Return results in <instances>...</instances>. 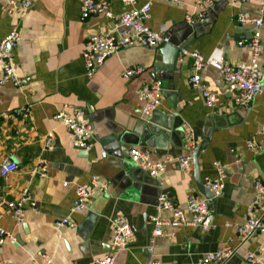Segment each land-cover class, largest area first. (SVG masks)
<instances>
[{
  "label": "crops",
  "instance_id": "1",
  "mask_svg": "<svg viewBox=\"0 0 264 264\" xmlns=\"http://www.w3.org/2000/svg\"><path fill=\"white\" fill-rule=\"evenodd\" d=\"M107 1L114 13L122 10L119 0ZM146 1H151L147 25L165 31L173 47L185 43V48L175 56L170 51L158 55L162 46L125 47L88 77L83 44L90 34L110 29L111 19L100 14L82 19L80 0H35L26 10L20 9L17 0H0V37L13 24L19 27L21 39L12 52L15 75L22 80L17 84L9 79L0 85V163L17 164L7 178L0 175V227L15 238L0 243V264H27L32 259L47 264L39 253L55 264H91L95 257L112 251L111 219L117 215L128 219L133 237L126 249L116 253L114 264H144L149 259L159 264H202L206 253L224 246L237 250L223 264H241L249 252L264 251V232L240 246L237 232L255 194V181L264 182V140H259L262 146L255 152L245 144L257 136L264 121V21L262 90L247 104H233L224 90L222 70L208 66L201 72L202 83L218 94L215 108H208L200 89L190 85L193 67L188 54L197 51L226 63L249 60V48L237 43L250 38L252 28L239 26L236 15H258V3L214 0L204 19L189 25L185 16L196 0H179L182 4L137 0V5ZM11 3L13 10L8 12ZM172 63V70L165 67ZM134 65H143L146 71L124 79L122 70ZM26 77L30 79L24 82ZM154 80L162 83V100L145 116L138 89ZM64 104L84 108L92 121L94 134L88 150L75 148L71 133L54 119ZM23 106L29 108L27 117L16 114ZM141 122L152 127L149 135L142 137L141 128L136 130ZM185 123L191 126L197 144L210 132L198 155V174L202 183L213 179L217 176L214 163L222 164L226 169L222 192L209 205L213 217L206 231L167 226L171 237L152 238L150 218L157 214L162 219L173 217L172 209L158 212L160 195L166 194L172 207H184L190 193L203 194L194 167L188 174L173 161L159 178H153L130 160L129 149L137 146L148 151L153 160L184 154ZM48 133L53 134L52 149L44 146ZM39 163L45 164V171L30 172ZM92 175L106 182L107 190L97 191L74 214L76 226L55 227L56 219L69 214L74 184L87 182ZM24 188L36 206L24 203L17 222L8 204Z\"/></svg>",
  "mask_w": 264,
  "mask_h": 264
},
{
  "label": "built area",
  "instance_id": "2",
  "mask_svg": "<svg viewBox=\"0 0 264 264\" xmlns=\"http://www.w3.org/2000/svg\"><path fill=\"white\" fill-rule=\"evenodd\" d=\"M21 10H26L35 0H17ZM178 4H182L179 0H173ZM230 2L247 3L255 1L258 3V15H248L239 12L236 15V21L239 26L247 25L252 28L250 38H243L238 41L239 46L248 47L250 50V59L239 62H222L216 57L206 58L197 51L189 52L192 59L193 73L189 79L193 88L200 89L201 96L205 105L213 109L216 106L218 94L202 83L201 72L208 66L219 67L223 72L224 90L230 94L231 101L235 105L247 104L255 95L261 92V64L262 56V31L264 21V0H228ZM122 10L114 13L110 8L107 0H80L81 18L85 19L92 14H100L112 20V27L102 32L90 34L84 44L82 50V60L85 67V73L88 77H92L95 71L104 63L105 59L119 49L142 45L157 48L168 43V36L165 31H155L151 29L146 19L149 17L151 1H146L141 5H137V0H119ZM214 0H196L192 5V11L185 16V21L189 25H193L196 21H200L207 16L208 9L213 5ZM13 3H11L8 12H12ZM21 39L18 24L12 25L9 33L0 37V85L9 79H14L17 84L20 80L15 75V62L13 59L12 49L18 47ZM184 53H186L184 51ZM146 71L143 65H134L126 67L122 70L121 76L124 79H130L141 75ZM30 77H26L23 81H29ZM22 82V80H21ZM163 86L158 80H154L143 84L138 89V99L141 103V113L150 116L156 110L162 100ZM16 114L27 117L29 114L28 107H21L16 110ZM54 119L60 122L72 135V144L77 149L88 150L92 145L94 129L92 121L87 115L84 108L75 107L64 104L58 110ZM184 137L186 152L177 157H166L163 159L153 160L148 151L141 150L137 146L129 149L130 160L145 170L149 176L159 178L165 171L166 166L170 162H176L178 166L186 173L191 174L193 171V151L197 145L194 132L191 126L184 124ZM264 140V121L257 131V136L253 135L246 140V147L250 151H258L261 148L260 141ZM53 134L48 133L44 138V146L46 149L53 148ZM104 157L106 152H102ZM217 176L213 179L206 178L203 186L211 193V198L218 197L223 188V178L226 173L225 167L219 162L214 163ZM17 164L14 161H3L0 163V175L7 178L10 173L15 171ZM46 166L44 163L32 167L30 172H44ZM64 185L66 183H63ZM107 183L100 181L95 175H92L87 182L74 184V199L69 208V214L63 218L56 219L54 226L57 228L63 226L74 227L77 221L74 214L82 211L88 200L97 192H105ZM256 191L251 203L246 207V216L241 225L238 226V246L247 242L250 238L258 233L264 232V182L255 181ZM29 203L31 207L36 206V202L24 188L18 199L8 204V210L13 209V215L17 222L21 220V211L23 204ZM170 199L166 194H162L158 198V212L164 209H172V219H162L158 214L150 218L153 228L151 231L152 238L155 237H171L172 233L166 231L167 226L186 225L195 227L201 231H206L212 224V213L209 210L208 199L197 193H190L184 207H172ZM111 252L104 253L95 257L91 264H114L116 253L128 247V243L133 237V230L124 216L117 215L111 219ZM5 238L15 239L13 235L6 232L0 227V243ZM151 248H149V251ZM235 247L224 246L214 252L206 253L202 258V264H223L236 252ZM39 257H44L47 264H55L53 260L44 253H39ZM14 264V263H6ZM21 264V263H15ZM27 264H39L37 259H32ZM144 264H159L157 260L149 259ZM241 264H264V251L257 250L249 252L242 260Z\"/></svg>",
  "mask_w": 264,
  "mask_h": 264
},
{
  "label": "water",
  "instance_id": "3",
  "mask_svg": "<svg viewBox=\"0 0 264 264\" xmlns=\"http://www.w3.org/2000/svg\"><path fill=\"white\" fill-rule=\"evenodd\" d=\"M185 45H186L185 43H182L179 46L173 47L172 45H170V43H166L162 47L159 48V50L157 51V54L162 55V54H165L167 51H170V52H172L173 55L177 56V54L180 53L183 48H185ZM172 65H173V63L168 64L165 67L169 70H172L173 69ZM139 128H141L140 136H142V137L144 135H149L150 131L152 130V127H150L149 124H146V123L143 124L142 122L139 124L138 128L136 127V130L138 131ZM209 137H210V132L205 134V139L196 145V147L194 148L193 154H192L194 175H195L196 183H197L199 190L203 194V196L208 199V206L214 201V199L211 198V193L203 186V183L201 182V180L199 178L198 155H199L200 151L205 148L207 141L209 140Z\"/></svg>",
  "mask_w": 264,
  "mask_h": 264
}]
</instances>
